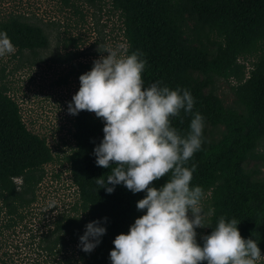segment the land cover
Wrapping results in <instances>:
<instances>
[{"label":"trees","instance_id":"trees-1","mask_svg":"<svg viewBox=\"0 0 264 264\" xmlns=\"http://www.w3.org/2000/svg\"><path fill=\"white\" fill-rule=\"evenodd\" d=\"M49 1L57 3L60 10L79 12L80 0ZM109 3L121 20L124 55L139 52L146 60L142 73L145 88L159 82L160 87L186 89L193 96L192 113L181 109L179 117L171 118V126L186 137L194 114L204 118L201 148L186 164L189 169L196 166L190 187L203 189V199L212 212L197 243L202 247V237L210 235L224 217L237 220L241 236L254 239L264 252V181L244 168L246 162L258 157L256 150L264 139V0ZM0 32L7 33L17 55L48 45L43 28L34 21L24 0H0ZM240 58H252L248 71ZM1 73L3 79L4 68ZM217 80L235 82L228 105L217 93ZM8 90L6 83H0V236L18 227L30 229L25 221L37 205L43 168L54 161L46 138L27 129ZM72 125L74 148L64 160L77 201L68 211L44 218L47 223L31 233L24 246L45 253L48 259L44 264H111L116 236L128 234L135 220L145 214L136 205L146 193L133 194L117 185L107 194L96 179L104 176L106 186L115 165L98 167L94 155L104 138V121L81 111L73 115ZM207 127L214 129L216 136ZM168 178L153 186L159 189ZM95 221L106 233L94 250L78 259L60 257L68 246L80 243L86 225ZM4 245L0 241V249ZM12 263L11 258L0 257V264Z\"/></svg>","mask_w":264,"mask_h":264},{"label":"clouds","instance_id":"clouds-1","mask_svg":"<svg viewBox=\"0 0 264 264\" xmlns=\"http://www.w3.org/2000/svg\"><path fill=\"white\" fill-rule=\"evenodd\" d=\"M15 51L7 33L0 32V57ZM107 53L79 77L80 88L68 111L71 115L87 111L104 121V138L94 149L96 165L115 166L106 186L104 176L96 183L107 194L117 185L133 194L146 193L136 205L145 214L128 234L116 236L111 264H256L261 250L254 239L241 236L235 219L221 217L211 234L202 237L203 246L197 243L196 229L206 228L204 192L190 187L196 166L189 169L186 164L201 148L204 118L194 114L186 137L171 126V118L179 117L181 109L192 113L191 93L160 87L159 82L145 88L142 53ZM165 177L169 178L159 189L153 186ZM211 214L210 210L207 215ZM105 233L98 221L86 225L80 237L82 251L91 253Z\"/></svg>","mask_w":264,"mask_h":264},{"label":"rangeland","instance_id":"rangeland-1","mask_svg":"<svg viewBox=\"0 0 264 264\" xmlns=\"http://www.w3.org/2000/svg\"><path fill=\"white\" fill-rule=\"evenodd\" d=\"M25 1L34 21L43 28L48 45L43 49L24 51L21 55L15 51L0 57V77L4 68L0 83L8 86V95L18 104L27 129L46 138L54 161L43 168L44 179L39 186L37 205L25 221L30 229L22 231L18 227L13 233L4 231L0 236V241L5 244L0 249V257L4 260L11 258L12 264H44L48 259L46 254L36 252L33 246H24V243L30 242V234L39 227L43 228L46 220L58 212L68 211L77 201L68 163L64 160L74 148L73 115L69 114L68 105L79 91V77L91 71L94 61L102 56L106 58L109 51L124 55L126 43L121 20L109 0H80L78 13L60 10L57 3L49 0ZM251 61L252 58L239 59L246 71L250 69ZM234 84L233 80L216 82L217 93L227 105L233 99L231 86ZM207 130L216 136L214 129L207 127ZM256 154L258 157L246 162L244 168L255 172L254 177L264 181V139ZM201 205L206 225L211 208L206 198ZM51 209L54 210L48 213ZM205 230L196 229L197 237ZM82 253L80 243H74L64 249L60 257L78 259ZM261 254L262 258L256 264H264V252Z\"/></svg>","mask_w":264,"mask_h":264}]
</instances>
